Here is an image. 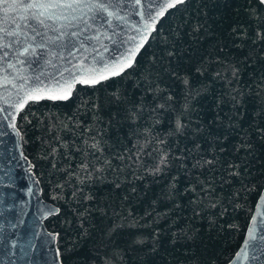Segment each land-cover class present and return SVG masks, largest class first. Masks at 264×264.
I'll return each mask as SVG.
<instances>
[{
	"label": "trees",
	"instance_id": "obj_1",
	"mask_svg": "<svg viewBox=\"0 0 264 264\" xmlns=\"http://www.w3.org/2000/svg\"><path fill=\"white\" fill-rule=\"evenodd\" d=\"M15 124L61 264H225L264 182V8L186 0L125 73Z\"/></svg>",
	"mask_w": 264,
	"mask_h": 264
},
{
	"label": "water",
	"instance_id": "obj_2",
	"mask_svg": "<svg viewBox=\"0 0 264 264\" xmlns=\"http://www.w3.org/2000/svg\"><path fill=\"white\" fill-rule=\"evenodd\" d=\"M148 3L149 0H144L142 7L136 5L134 0H122L118 10L123 19L113 20L112 28H107L105 25L107 31L100 37L99 42L85 41L86 50L78 51L77 39L67 37L66 48L55 49L58 56L48 55L46 49L38 50V52L43 51V56H37L30 67L26 65H17V67L22 69L21 74L29 77L42 73L46 76L83 63L85 56L90 61L91 57L96 55L93 47L108 57L109 53L115 50L124 51L130 47V42H125L132 36L136 37L137 43L141 42V36H146L145 45L163 18L148 22L143 16ZM262 7L264 8V5ZM146 24L148 28L144 27ZM113 29L115 35H112ZM107 36L111 38H105ZM79 39L85 40V37L81 36ZM103 45H107L108 51H104ZM61 56L64 59L59 58ZM7 59L0 61L3 65V68H0V77L6 75L4 68L8 73L15 72L14 69L7 67ZM67 60H71L72 63L68 64ZM46 61L51 62L46 63ZM0 82L6 85L5 88H0V108L7 109L4 113H0V264H61L56 247V233L47 230L44 225V220L56 214L58 208L42 198L38 179L32 170L33 164L22 151L20 131L15 124L19 111L16 108H8V102L15 99L13 85L18 84L19 81H13L9 76ZM262 194H264V182L255 199L241 241L225 264H264V201L260 200ZM50 210L54 211L50 212ZM249 227L253 229L252 235L255 238L250 240L249 245L237 257L236 253L244 246Z\"/></svg>",
	"mask_w": 264,
	"mask_h": 264
},
{
	"label": "snow or ice",
	"instance_id": "obj_3",
	"mask_svg": "<svg viewBox=\"0 0 264 264\" xmlns=\"http://www.w3.org/2000/svg\"><path fill=\"white\" fill-rule=\"evenodd\" d=\"M122 0H0V61L7 59V67L15 70L8 73L7 69L4 77L0 81L11 77L14 84L15 99L8 102V108H16L19 112L26 110V106L31 107L41 101H68L73 97L77 85L93 87L103 81L118 77L125 73L126 69L133 66L136 55L144 47L146 36H141V42H136V37L132 36L125 43L131 44L124 51L115 50L105 57L93 47L96 55L89 58L83 57L84 62L73 67H66L63 71L29 77L21 74L20 66H31L37 56H43V51L47 50L48 55L58 56L56 48H66L67 37L76 38L79 42V50L85 49V41L99 42L107 28H112L113 20L123 19L119 15V5ZM136 5L144 6V0H134ZM186 0H149L147 10L143 16L148 22L164 17L170 10L178 5H183ZM259 4L264 5V0H259ZM148 28L146 24L144 26ZM113 29L112 35H115ZM81 36L85 40H80ZM110 39V36L105 37ZM76 47V45H73ZM104 51H108L107 45L102 46ZM11 53V56H9ZM69 55L71 52L69 51ZM64 59V57H59ZM51 61H46L50 63ZM71 64V60H67ZM0 68L3 65L0 64ZM187 83V80L184 81ZM6 85L0 82V88ZM171 99V97H169ZM7 111L0 108V113ZM13 115V113H9ZM7 118V117H5ZM177 131L183 125L179 119L176 122ZM96 147V145H93ZM210 163V161H209ZM166 164V157L162 156L160 164L154 169L161 171L160 165ZM87 168V165H82ZM264 201V194L260 196ZM259 208L260 205L258 204ZM54 211V210H50ZM255 220V217H253ZM253 229L249 227L248 235L244 241V246L236 255L239 257L249 245ZM59 255V253H58Z\"/></svg>",
	"mask_w": 264,
	"mask_h": 264
}]
</instances>
